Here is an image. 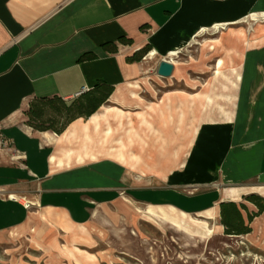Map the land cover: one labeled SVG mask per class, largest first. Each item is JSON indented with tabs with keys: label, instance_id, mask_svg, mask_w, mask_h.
<instances>
[{
	"label": "crops",
	"instance_id": "1",
	"mask_svg": "<svg viewBox=\"0 0 264 264\" xmlns=\"http://www.w3.org/2000/svg\"><path fill=\"white\" fill-rule=\"evenodd\" d=\"M256 13L264 0H0V233L40 208L87 224L129 189L155 209L214 212L224 235L238 237L225 234L220 203L236 202L249 223L241 204L257 212L246 196L264 198V35L254 44L244 32L225 34L217 45L230 47L231 64L216 74L217 97L200 88L183 106L172 96L148 105L138 90L144 63L130 57L147 47L145 56L170 60L202 30ZM101 80L114 92L89 118L61 134L27 124L34 99L68 101Z\"/></svg>",
	"mask_w": 264,
	"mask_h": 264
},
{
	"label": "rangeland",
	"instance_id": "2",
	"mask_svg": "<svg viewBox=\"0 0 264 264\" xmlns=\"http://www.w3.org/2000/svg\"><path fill=\"white\" fill-rule=\"evenodd\" d=\"M249 29V23H242L200 35L178 57L170 59L176 66L170 78L157 74L159 62L165 58L144 55L147 58L141 61L147 80L138 90L146 103L158 105L164 97L172 96L183 106L187 93L197 94L200 88L215 99L212 93L218 83V60L225 61L220 71L228 70L231 64L230 47L217 44L229 32H244L250 37L253 30ZM179 117L182 121L183 114ZM141 181L143 185L158 183L152 179ZM125 184L131 186L129 175ZM46 213L40 208L25 226L0 233V264H93L79 257L78 262L64 253L74 245L83 258L87 253L113 250L112 255L99 256L94 264H264V212L250 224L251 233L238 235L233 241L221 231L214 212L184 215L155 209L133 199L129 189L121 192L118 201L99 210L87 223L86 233L65 220L62 213L51 212L50 218L45 217ZM87 237L97 246L92 248Z\"/></svg>",
	"mask_w": 264,
	"mask_h": 264
},
{
	"label": "trees",
	"instance_id": "3",
	"mask_svg": "<svg viewBox=\"0 0 264 264\" xmlns=\"http://www.w3.org/2000/svg\"><path fill=\"white\" fill-rule=\"evenodd\" d=\"M149 52V49L145 47L140 53L130 57V60L140 61ZM113 92L114 86L101 80L92 89H88L78 97L68 101L58 96L36 98L25 111L26 122L36 130H51L61 134L74 120L78 118L87 119L97 112ZM246 199L258 208L257 212L250 213L247 205L242 204V209L248 213L249 223H246L241 208L236 202L220 203V218L226 235H247L251 233L252 227L250 224L256 216L264 212V198L262 196L250 194L246 196Z\"/></svg>",
	"mask_w": 264,
	"mask_h": 264
},
{
	"label": "bare ground",
	"instance_id": "4",
	"mask_svg": "<svg viewBox=\"0 0 264 264\" xmlns=\"http://www.w3.org/2000/svg\"><path fill=\"white\" fill-rule=\"evenodd\" d=\"M263 20H264V13H256V14H252L251 16H250V18H248V19H246L244 22H248L251 26H254V23L253 22H255V23H257V25H256V27L254 28V30H253V33L251 34V39H252V41H253V43L254 44H256V43H258L259 42V40H258V37H257V35L260 33L261 35H264V29H263ZM216 28H220L219 26H217ZM205 31L206 30H202L200 33L201 34H204L205 33ZM182 51H172L171 52V54L169 55L170 56V58H176V57H178V55H179V53H181ZM151 54V57H154V55H155V53L154 52H152V53H150ZM223 63H224V61H222V60H219V64H218V66H219V70L216 72V74H218V73H220V69H221V67H222V65H223ZM21 201L23 202V203H26V201L24 200V199H21ZM46 216V218H50L51 217V212L50 211H48L46 214H45ZM63 215V218L65 219V220H67V221H69L68 220V218H67V215L66 214H62ZM77 226L80 228V230L83 232V233H86V230H87V224H77ZM79 234H77L76 236H78ZM77 238H81L80 237V235H79V237H77ZM87 243L92 247V248H94V247H96L97 245H96V243L90 238V237H87ZM64 251V253L66 254V255H68V256H72V257H74L75 258V260H77L78 262H80V260H79V258H81L83 261H87V260H89L91 263L93 262V264H94V262L95 261H97V258L99 257V256H101L102 258H104L106 255H109V254H111L112 255V249H109V250H106V251H99L97 254L96 253H87V255H86V257H82V255H81V250L76 246V245H74L72 248H70V249H64L63 250ZM79 257V258H78Z\"/></svg>",
	"mask_w": 264,
	"mask_h": 264
},
{
	"label": "water",
	"instance_id": "5",
	"mask_svg": "<svg viewBox=\"0 0 264 264\" xmlns=\"http://www.w3.org/2000/svg\"><path fill=\"white\" fill-rule=\"evenodd\" d=\"M157 69V74L161 77L170 78L175 69L174 62L170 61L168 58H165L159 62Z\"/></svg>",
	"mask_w": 264,
	"mask_h": 264
},
{
	"label": "built area",
	"instance_id": "6",
	"mask_svg": "<svg viewBox=\"0 0 264 264\" xmlns=\"http://www.w3.org/2000/svg\"><path fill=\"white\" fill-rule=\"evenodd\" d=\"M1 147L3 150H8L10 152V158L14 162L17 160L18 152L14 149L12 143L8 139H2ZM27 207H30L31 203L26 202Z\"/></svg>",
	"mask_w": 264,
	"mask_h": 264
}]
</instances>
